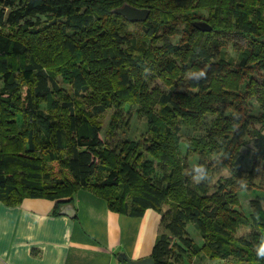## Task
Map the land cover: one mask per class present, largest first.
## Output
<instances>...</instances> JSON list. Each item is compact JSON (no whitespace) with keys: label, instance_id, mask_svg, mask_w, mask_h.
Wrapping results in <instances>:
<instances>
[{"label":"trees","instance_id":"1","mask_svg":"<svg viewBox=\"0 0 264 264\" xmlns=\"http://www.w3.org/2000/svg\"><path fill=\"white\" fill-rule=\"evenodd\" d=\"M125 3L151 9L145 22H137L143 24L149 36L159 29L160 20L154 13L157 10L163 9L171 15L174 10L202 5L198 0H0V28L24 25L28 34L23 39H13L0 32V81L4 85L0 88V123L4 122L0 127L19 137L26 133L25 138L15 143L13 151L3 145L0 147V200L8 206H17L27 197H39L55 200L62 206L71 203L78 190L86 188L105 199L114 212L142 217L146 210L153 209L162 214V225L167 233L160 234L153 247L151 257L157 264H178L179 255L195 250L194 241L187 233L190 223L204 239L201 249L204 252L216 258L234 257L249 264H264L252 248L261 235L254 227L264 231V198L252 200L254 210L250 216L237 209L238 190L253 185L256 160L264 158V132H251V126L263 120L250 112V102L260 95L261 89L253 76L244 88L239 78L237 84L233 82L234 86L225 81L227 76L233 75L232 68L230 63L217 60L220 46L215 39L221 36L227 45L232 43L242 54L238 77H244L241 71L250 63V68L264 72V0H216L211 8L212 19L222 27L214 26L209 32L197 28L187 31L188 46L170 44L161 58L151 52L136 58L130 40L122 35L117 22L136 23L113 13ZM40 16L52 20L45 22ZM95 27L97 35L109 41L108 48L103 54L98 53L102 48L96 38L90 36L83 49L92 53L87 52L85 56L82 48L78 51L74 36L89 34ZM57 45L60 52L58 49L54 56H62L67 50L72 54L80 53L82 64L72 71L74 94L90 89L97 91L95 115L104 113L109 105L115 108L108 126L109 137L116 136L123 126L126 105L130 104L137 107L140 116L148 117L152 140L142 146L136 144L120 160L116 157L119 148H107L100 123H92L90 131L83 132L89 116L69 94L62 93L51 70L45 66V59L48 62L51 59L47 52H43L41 59L36 54ZM172 53L187 54L188 64H181L184 73L205 70L206 78L198 81L184 78V91L159 92L153 100L148 92L150 83L144 77L151 74L165 79L169 76L168 70H173L175 65L179 70ZM25 55L28 62L21 70V78L28 88L22 99L21 85L13 79L9 58ZM168 61L171 68L169 65L166 68ZM218 78L221 81L213 85ZM261 85L264 90V80ZM55 94L58 99L53 100L50 112H44L40 100ZM156 104L163 108L164 128L154 124L152 110ZM59 110L67 112L66 121L52 116L53 111ZM13 113L22 115V127L9 119ZM128 123L126 120L124 125ZM182 125L203 132L201 137L190 141L184 158L179 134ZM63 129H66L67 139ZM250 134L254 138L255 160L252 171L246 175L242 169L241 149ZM21 139L29 151L40 150L58 161L67 171V177L57 179L48 172L43 174L41 163L19 150ZM144 151L159 162L161 177L151 174L148 166L142 170ZM190 154L199 158L198 163L204 164L209 174L218 165L227 169L230 177L220 181L212 193L209 192L211 180L194 184L186 175V159ZM102 166L109 169L106 176L100 182H93ZM241 180L246 187H241ZM119 185L128 188L130 203L124 195L113 192ZM165 204H173L171 211H163ZM240 228L250 230L237 238ZM173 238L181 244L172 245Z\"/></svg>","mask_w":264,"mask_h":264},{"label":"rangeland","instance_id":"2","mask_svg":"<svg viewBox=\"0 0 264 264\" xmlns=\"http://www.w3.org/2000/svg\"><path fill=\"white\" fill-rule=\"evenodd\" d=\"M202 3L200 6L192 7L187 10H177L171 12V15H167L163 9L157 10L155 13L156 18L159 19V29L157 33L153 36H149L148 33L145 30V27L143 24L136 23V24H130L126 23L124 21L117 22L119 27L121 28L122 35L127 37L130 40V45L132 48H134V53L136 54V58H139L140 56L151 52L153 55H159L161 58V54L169 48V45L172 44L174 46H180L182 48H186L189 44V42L186 40V34L187 31L192 30L195 28L194 23L195 22H207L212 26V31L214 30V26H221V23H218L217 21H214L212 19V4L216 2V0H198ZM165 9V8H164ZM40 18L47 22L46 20H52V18H48L46 16H40ZM103 23L98 21L97 23ZM44 23H42L43 26ZM97 25V24H96ZM26 27L24 25H18V26H7L4 28H0V32L5 34L6 36H10L13 39H23L28 35L25 30ZM31 31L33 30V27L29 28ZM93 32H90L89 34L82 35V36H74L75 43L77 46H79V50H83L85 56L88 53H92L91 50L83 49L84 46L89 42V37L92 36L95 37L98 46L102 48L98 53L103 54L104 50L108 48L109 41L106 40L102 35H97L96 27L93 29ZM70 35L72 32L69 33ZM216 41L219 43L220 46V52L218 54L217 60H222L230 63V66L232 68V76H227V81L230 85L234 86L238 78L241 79V88H244L248 82V79L250 76H253L258 81V87L261 89L260 95L254 97L250 102V112L254 115H257L263 120L262 122L255 123L251 126V132L253 131H261L264 132V90L262 87V82L264 80V72L256 70L254 67H251V63L248 67H244L241 73H243V78L238 77L239 70H241L240 62L242 58V54H240L235 47H233L232 43L230 45H227V43L224 41V39L221 36L215 37ZM80 40V41H79ZM81 42V44H80ZM128 46L125 45L124 49H127ZM60 52V46H54L53 48H49L46 51H41L36 53L37 57L39 59L44 58V53L47 52V54L50 56V61L48 62V59L46 60L45 66L51 70V74L56 79V82L62 89V93L69 94L71 98L76 102V104L79 106L81 110H83L84 114L89 116V122H87L82 127V131L85 133H88L91 128V124L94 122H98L102 125V135L107 141V148L111 149H118L117 150V156L120 160H123L125 158V155H127L129 150H132L136 146V144L144 145L145 143L152 140V133L149 130V124H148V117L146 116H140L136 111V106H132L130 104L126 105L125 110V118L123 121V126H121L120 130L118 131L117 135L113 138L109 137L108 135V126L111 121L112 115L115 112V108L113 105H109V107L106 109V111L100 115H95L93 112L94 106L97 104L98 101V92L94 89L88 90L86 93H81L80 95L74 94V86H73V77H72V71L77 68L80 64H82L81 59L79 58L80 53L76 52L75 54L70 53L68 50L61 56H54L55 51ZM140 49V50H139ZM130 50V49H128ZM88 52V53H87ZM95 52V51H93ZM171 57L173 61H176L179 64V70L178 67H176L173 70H168L169 76L165 79H161L158 77H154L151 74L144 77L145 80L149 81L150 83V89H149V95L151 99H156L159 92L163 93H172L174 91H184L185 87H183L184 84V78H186V74L182 70L181 64H188V57L187 54L185 56H180L178 53H172ZM10 70L12 71L13 79H15L17 82L21 85V98L25 97L26 90L28 86H26L22 82L21 78V70L28 62V56H22V57H10ZM48 62V63H47ZM168 61L166 64V68L169 65V68L172 67V64H169ZM200 70V69H198ZM236 77V78H234ZM221 79L218 78V80L215 83H212L213 85H216L218 82H220ZM224 81V82H225ZM234 82V83H233ZM3 83L0 81V88H3ZM8 97V96H6ZM22 98V99H23ZM58 99V95H51L50 97H47L45 99L40 100V107L44 110V112L48 113L50 112V108L52 105L53 100ZM162 106L159 104L154 105V108L152 110V117L154 119V124L156 126H160L161 128H164L165 122L162 119ZM64 110L59 111H53L51 114L55 117V119H60L62 121L67 120V112ZM13 122L19 123V127H22V115L20 113H13V116L10 117ZM126 120H129L128 125H124ZM4 122L0 123V126ZM11 129V128H10ZM18 130V129H17ZM19 131V130H18ZM181 142H180V150L182 152V157H186L188 146L190 144V141L193 138H199L203 135L202 131H196L192 130L187 126L182 125L181 129L179 131ZM63 136L65 139H67L66 136V129H63ZM21 137H26V133L24 132ZM19 137L17 134L13 133V131H6L4 128L0 127V147L6 146L8 151H13L15 143L18 141ZM66 141V140H65ZM247 143L242 147L241 152L243 154V161H242V169L244 171V174L248 175L253 169L254 164V152H255V146H254V138L252 134L247 137ZM21 143V150L25 154L31 155L35 158H32L33 160H36L41 163V166L43 167V174L48 172L52 177L55 176V178H63L67 177V171L63 169L62 165L58 161L52 160L46 153H43L42 151L38 150L36 153H33L28 150L25 141L23 139L20 140ZM121 145V146H120ZM120 146V147H119ZM127 150H125V148ZM67 153L65 152L63 154L64 157H66ZM115 160V159H114ZM114 160L111 162V164H114ZM187 166L189 168L190 164L198 163L199 158L195 155L190 154L187 159ZM256 169L253 171L255 174L254 183L252 186H249L248 189L245 190H238L237 196L239 200V205H237V209L243 212L245 215L250 216L253 212V205L252 200L258 199V198H264V158H260L256 160ZM110 164V165H111ZM159 162L157 159L152 157L150 154L146 153L144 151L143 156L141 158V165H143V171L145 170V167L148 166L150 169V173L154 174V176L161 177V171L158 169ZM107 170H109L107 167H100L98 174L93 178V182H100L101 179H103L106 176ZM211 176V182L209 186V192L212 193L215 190H217V185L220 181H225L227 178L230 177V174L227 169L222 168L218 165H215L214 168L210 171ZM240 183V182H239ZM114 193L122 194L125 196V200L130 203V195L129 190L124 185L115 186L113 189ZM173 204H165L163 206V211L165 213L171 211L170 208H172ZM163 227V232H167L166 229ZM259 233L264 234V231L261 230L258 227H254ZM250 229H239L236 232V237L244 236L249 232ZM187 233L188 235L193 239L194 241V249L192 250L188 255H179L180 262L178 264H249L246 260L242 261V259H237L234 257L228 258V259H221L216 258L215 256H212L208 252H204L201 250L204 246V239L201 237L200 233L198 232L197 228L193 225V223H190L187 227ZM174 244H181V242L173 238L172 239V245ZM196 251V253H199L197 255L191 254L192 252ZM201 252V253H200ZM175 253H179L178 249L175 250Z\"/></svg>","mask_w":264,"mask_h":264},{"label":"crops","instance_id":"3","mask_svg":"<svg viewBox=\"0 0 264 264\" xmlns=\"http://www.w3.org/2000/svg\"><path fill=\"white\" fill-rule=\"evenodd\" d=\"M71 204L75 217L48 198L27 197L17 206L0 200V264H120L121 253L140 261L165 233L157 211L117 213L90 189L78 190Z\"/></svg>","mask_w":264,"mask_h":264},{"label":"water","instance_id":"4","mask_svg":"<svg viewBox=\"0 0 264 264\" xmlns=\"http://www.w3.org/2000/svg\"><path fill=\"white\" fill-rule=\"evenodd\" d=\"M113 13L125 17L131 23H137L145 22L150 16L151 9L141 8L129 3H125L122 6L115 8L113 10ZM194 26L195 28L205 32H209L212 30V26L207 22H195ZM60 209L61 214L67 215L69 217H75L76 215V210L71 203L62 205ZM118 260L120 264H157L156 260L153 257L144 258L140 261H133L129 259L128 256L124 253H121L118 256Z\"/></svg>","mask_w":264,"mask_h":264},{"label":"clouds","instance_id":"5","mask_svg":"<svg viewBox=\"0 0 264 264\" xmlns=\"http://www.w3.org/2000/svg\"><path fill=\"white\" fill-rule=\"evenodd\" d=\"M186 78L200 80L206 78L205 70L192 71L186 74ZM186 175L191 178L194 184H199L201 182H210L211 176L207 167L204 164L193 163L190 164L189 168L186 170ZM241 187H246V184L241 180ZM253 251L258 260H264V234L257 237L256 242L252 244Z\"/></svg>","mask_w":264,"mask_h":264}]
</instances>
